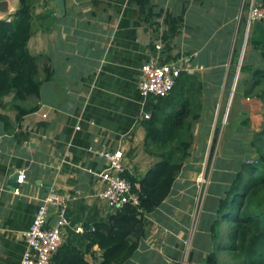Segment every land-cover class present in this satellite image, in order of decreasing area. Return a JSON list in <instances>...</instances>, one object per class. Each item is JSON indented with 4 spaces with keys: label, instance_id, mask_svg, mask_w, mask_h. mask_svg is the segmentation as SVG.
Returning <instances> with one entry per match:
<instances>
[{
    "label": "crops",
    "instance_id": "0c3cea01",
    "mask_svg": "<svg viewBox=\"0 0 264 264\" xmlns=\"http://www.w3.org/2000/svg\"><path fill=\"white\" fill-rule=\"evenodd\" d=\"M5 1L7 12L0 9V19L14 26L21 0ZM27 2L34 28L28 48L38 56L43 83L39 95L20 102L39 107L24 116L12 103L15 93L0 98L5 115L0 119V264L21 263L28 249L26 231L53 188L66 201L51 209L49 226L65 217L62 245L86 250L87 260L98 264L102 249L87 250V236L76 231L77 225L109 221L115 213L100 196L105 183L99 173L108 162L96 151L122 149L127 171L139 178L157 161L146 150L144 115L153 113L158 99L143 97L138 83L154 45H164L166 13L184 14L172 54L184 65L191 63L186 71L200 82L199 128L210 121L204 116L215 109L229 80L226 61L242 41L247 14L242 18L241 12L248 0H152L155 12L163 11L155 18L159 30L141 19L136 0H64L61 13L58 0ZM204 132L195 128L192 155L167 198L145 214L146 233L124 264H207L211 253L221 260L226 224L217 240L212 226L243 159H210ZM16 172L19 178L24 174L22 183L18 178L20 194L14 193ZM203 176L209 179L205 193L199 187Z\"/></svg>",
    "mask_w": 264,
    "mask_h": 264
},
{
    "label": "trees",
    "instance_id": "16d2710c",
    "mask_svg": "<svg viewBox=\"0 0 264 264\" xmlns=\"http://www.w3.org/2000/svg\"><path fill=\"white\" fill-rule=\"evenodd\" d=\"M136 1L141 19L156 25L155 30H159L160 23L155 18L162 16L163 11L155 12L152 0ZM16 14L14 26L6 19H0V63L5 66L0 67V98L15 93L12 103L24 116L39 107H25L20 102L31 95H39L43 81L39 76L38 56L32 55L28 48L34 28L33 13L27 0H21V8ZM164 21L167 28L161 36L164 42L161 61L168 62L177 60L172 54V40L181 32L184 14L166 13ZM248 46L236 94L256 96L264 104V18L252 24ZM237 48L235 44L232 63L238 55ZM50 73L46 78H51ZM200 88L197 75L184 70L170 94L152 96L158 101L151 116L145 119V141L147 152L157 157V161L141 178L126 171L125 176L140 195L139 205L126 204L113 213L109 221L85 225L89 240L87 250L94 245L102 249V260L98 264H124L130 259L146 233L145 214L157 208L170 194L175 179L192 155L195 122L202 113V104L197 102ZM243 114L246 116L248 112ZM4 118L5 115L0 114V119ZM235 119L233 116L230 125ZM246 124L243 120L239 125ZM218 134L219 129L214 136L210 158ZM250 147V156L240 163L225 198L220 201V216L212 226L213 237L217 240L226 220V242L221 248L230 253L231 259L221 263L217 254L211 253L207 264H264V122L254 130ZM86 252L66 242L53 256L52 264H91Z\"/></svg>",
    "mask_w": 264,
    "mask_h": 264
},
{
    "label": "built area",
    "instance_id": "2783aa9c",
    "mask_svg": "<svg viewBox=\"0 0 264 264\" xmlns=\"http://www.w3.org/2000/svg\"><path fill=\"white\" fill-rule=\"evenodd\" d=\"M263 18L264 2L262 0H248L245 45L248 42L252 24ZM163 46L162 42H158L154 51L150 53L141 67V78L138 84L140 93L145 98L149 96H167L175 87L181 72L192 67L191 63L184 65L178 60L162 62ZM241 63L242 61H240L238 72ZM236 82L237 78L234 81L233 90H235ZM150 116L151 113H145L144 118ZM96 152L108 162L106 169L99 173L105 183L104 189L100 192L101 198L108 202L114 212H117L126 204L139 205L141 202L140 195L125 176L127 169L124 151L122 149H98ZM19 180L21 183L24 181V174L21 175ZM199 181V187L202 189V193H205L209 179L203 176ZM14 193L20 194L21 188L19 186L15 187ZM65 201L66 197L54 188L45 195L35 213L30 229L26 231L28 249L20 264H52L53 256L64 242L63 227L68 221L65 217H61L57 225L49 226L51 209L54 205L61 206L65 204ZM92 228L94 229V227ZM76 231L85 233L86 226L83 224L77 225Z\"/></svg>",
    "mask_w": 264,
    "mask_h": 264
},
{
    "label": "rangeland",
    "instance_id": "374dc122",
    "mask_svg": "<svg viewBox=\"0 0 264 264\" xmlns=\"http://www.w3.org/2000/svg\"><path fill=\"white\" fill-rule=\"evenodd\" d=\"M246 11V12H245ZM241 12L242 18L247 14V7ZM246 38V27L244 30V35L239 46H237L238 55L235 58V61L232 63V58L226 61L228 66V71L230 72L229 80L221 92V95L215 102V109L207 110V115L205 118H209L208 124L199 125L200 130L204 129V135L207 134V139H209L210 149L213 147L214 136L216 130L219 129L218 141L215 145V150L213 152L212 160L216 157L221 156L219 163L221 161L232 163L236 161L238 156H241L242 159L249 158L250 151V142L254 134V130H258L261 124L264 122V104L256 96L249 97L245 95H237L236 88L240 83V80L243 76L241 71L238 72V67L244 63L245 58L248 56V42L245 45ZM233 57V55H232ZM237 84L235 90H233L234 81ZM233 92V95H232ZM219 98H221L219 100ZM219 104V105H218ZM244 111H247L248 114L245 116ZM233 116L236 117L234 124L230 125V122L233 120ZM245 120L246 125L241 126V122ZM239 125V126H237ZM205 126H207L205 128ZM196 126V131L199 130ZM233 156L234 159L228 157ZM211 160V161H212ZM210 161V163H211ZM234 196L232 197V199ZM226 220L224 224H226ZM220 261L227 262L231 259L230 253L227 251H222L220 253Z\"/></svg>",
    "mask_w": 264,
    "mask_h": 264
},
{
    "label": "water",
    "instance_id": "95a60500",
    "mask_svg": "<svg viewBox=\"0 0 264 264\" xmlns=\"http://www.w3.org/2000/svg\"><path fill=\"white\" fill-rule=\"evenodd\" d=\"M59 3V11L61 13V11H65V2L64 0H58ZM0 9L2 11H6L7 12V1L5 0H1L0 1ZM18 178H19V172L14 173V175L12 176V180L14 182V187H16L19 183H18Z\"/></svg>",
    "mask_w": 264,
    "mask_h": 264
}]
</instances>
